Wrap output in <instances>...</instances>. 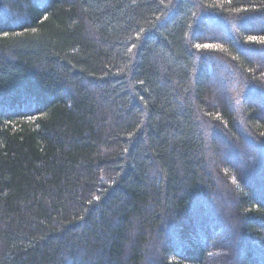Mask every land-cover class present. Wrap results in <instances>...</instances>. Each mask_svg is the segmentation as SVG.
<instances>
[{
  "label": "trees",
  "instance_id": "1",
  "mask_svg": "<svg viewBox=\"0 0 264 264\" xmlns=\"http://www.w3.org/2000/svg\"><path fill=\"white\" fill-rule=\"evenodd\" d=\"M249 36L264 0H0V264H264Z\"/></svg>",
  "mask_w": 264,
  "mask_h": 264
},
{
  "label": "snow or ice",
  "instance_id": "2",
  "mask_svg": "<svg viewBox=\"0 0 264 264\" xmlns=\"http://www.w3.org/2000/svg\"><path fill=\"white\" fill-rule=\"evenodd\" d=\"M236 11L239 12V11H247V10L237 9ZM44 19L47 20L48 17L45 16ZM32 31L35 32V29H32ZM15 35H21V34L20 33H16ZM9 38H11L9 36V33L7 31H4V39H9ZM247 40H248L249 43H258V44L264 45V36H259V37H257V36H249V37H247ZM196 47L198 49H200V48H213V47H216V46L199 45L198 44V45H196ZM220 50L221 51H226L224 49H220ZM233 59H235V57H233ZM233 183H235V180H233Z\"/></svg>",
  "mask_w": 264,
  "mask_h": 264
}]
</instances>
